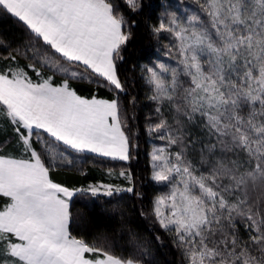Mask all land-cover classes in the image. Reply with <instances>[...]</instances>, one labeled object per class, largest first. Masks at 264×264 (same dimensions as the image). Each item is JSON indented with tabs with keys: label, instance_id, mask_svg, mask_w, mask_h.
Returning <instances> with one entry per match:
<instances>
[{
	"label": "snow or ice",
	"instance_id": "obj_1",
	"mask_svg": "<svg viewBox=\"0 0 264 264\" xmlns=\"http://www.w3.org/2000/svg\"><path fill=\"white\" fill-rule=\"evenodd\" d=\"M192 3L198 11L166 12L152 28L156 37L169 34L165 48L176 66L142 67L156 113L146 130L164 142L149 153L150 178L167 189L152 213L184 264H264V0ZM0 16L28 36L0 68V120L12 126L19 153L0 152L2 264H141L70 230L77 194L110 197L133 187L70 189L50 176L57 160L73 163L69 153L134 158L118 99L71 86L87 80L126 91L118 62L131 38L128 21L113 0H0ZM119 176L133 183L131 172Z\"/></svg>",
	"mask_w": 264,
	"mask_h": 264
},
{
	"label": "trees",
	"instance_id": "obj_2",
	"mask_svg": "<svg viewBox=\"0 0 264 264\" xmlns=\"http://www.w3.org/2000/svg\"><path fill=\"white\" fill-rule=\"evenodd\" d=\"M165 1L167 0H140L141 7L133 11L122 0H114L120 13L128 21V30L131 32V38L123 49V60L118 62V72L125 84V92L117 95L108 88L99 87L85 80L71 81V86L78 94L86 97L96 95L102 99H118L121 114L125 116L129 127V135L132 134L134 144L137 146L132 149L134 158L129 165L134 192L113 194L110 197L76 195L70 204L72 213L70 230L73 235L89 242L106 240L118 255L134 256L141 260V264H184L181 251L173 243V237L159 229L152 217L153 200L162 187L150 179L148 156L150 144L146 129L148 123L156 121V113L155 104L148 98L151 92L149 85L144 81L142 67L158 61L175 64L174 60L169 59L165 48V45L169 44V34L163 33L160 37H156L152 32L151 22L159 16ZM168 1L178 4L177 8L174 11L165 8L162 14L166 10V12H175L178 17H185L188 12L181 10L179 5L187 6L188 10L191 8L192 11H198L197 7L193 8L195 5L190 2L191 0ZM27 44L28 36L22 27L13 18L0 16V62L5 61L4 57L8 53L15 54L16 49L23 52ZM7 61L12 63L11 60ZM17 61L27 68V58L18 56ZM197 131L193 129V135ZM10 132L5 120H0V146L10 137ZM4 147H0L1 151H9L8 146ZM193 156L198 163V153H193ZM87 168L84 175L70 170L53 171L51 178L63 186L78 187L94 181L95 177L99 178L102 174L98 168ZM242 226H239L240 231ZM136 242L144 247L138 249Z\"/></svg>",
	"mask_w": 264,
	"mask_h": 264
},
{
	"label": "rangeland",
	"instance_id": "obj_3",
	"mask_svg": "<svg viewBox=\"0 0 264 264\" xmlns=\"http://www.w3.org/2000/svg\"><path fill=\"white\" fill-rule=\"evenodd\" d=\"M122 1L128 7V5L126 3V0H122ZM181 1L186 2V1H189V0H181ZM113 2H114V0H113ZM190 2L192 3V0ZM114 4H115V2H114ZM163 5L164 6L162 7L161 12L159 13V16H157L151 22L152 27L158 25L159 21L161 19H163L164 15L166 13V10L169 9L171 11H174L177 8L176 5H178V4H175L174 2H170V1L167 0V1L163 2ZM169 6H171V7H169ZM179 7L181 8V10L187 11L188 12L187 14H189V11H192L191 8L188 10L187 6H185V5H179ZM195 7H197V6L196 5L193 6L194 9H195ZM165 8H167V9L162 14L163 9H165ZM129 9H131V8H129ZM4 62H6V63H4ZM12 63H10L7 60L3 61V63L0 62V68L7 67V66L11 65ZM158 63H165V64H168L170 66H176L173 62H169V61H166V62H159L158 61ZM148 65L151 66L152 63L148 64ZM28 71H29V74L34 77L35 74L32 73L30 69ZM85 81H87V80H85ZM121 116H122V120L126 122L125 116L123 114H121ZM5 122L7 123L6 120H5ZM7 124L9 125V129L11 131L10 135H9L10 137L0 147L3 148L6 145L5 147L8 146L7 148L9 149V151L3 152V151H1V148H0V152L5 153V154H9L10 153V154L18 155L19 153L17 152V143H16L15 133L12 130V126L9 123H7ZM126 124H127V122H126ZM125 130L129 134V127L128 126H127V128ZM130 136L132 137V134ZM148 138H149V144H150L149 153L152 151L154 146H162L163 143H164V142H162L160 140L153 139L149 134H148ZM33 139H35V138H33ZM132 140H133V143H134L133 137H132ZM148 156H149V154H148ZM69 158L73 160V163H71V164H69L67 162L61 163L59 160H57L56 161V166L51 171L50 176L53 177L52 176L53 171L62 172V171H65V170L66 171L70 170L73 173H78L80 175H84L87 172V169H88L87 167H89L90 169H92V167H95L96 169L98 168L99 171L100 170L102 171V174H100L99 178L95 177L94 181L87 182L85 185H81V186H78V187L77 186H70V187L66 186V187H69L70 189L87 188L89 185L107 184V183L117 184V185H120L121 187H129V186L132 187V185H133V183L131 185H129L127 180H125L123 177L119 176V172L121 170H125V171L129 172V165L132 162V159L130 161H128V162L112 161V160L107 159V158L96 157L93 154H87V153L86 154H79V155L74 154V153H69ZM149 166H150V156H149ZM108 169H112L113 170V175L110 176L108 174ZM150 174H151V166H150ZM159 186H161L162 189H161V191L159 192L158 195H160L162 191H166L167 190L162 185H159ZM121 193H124V192H121ZM118 194H120V193H118ZM77 195H79V194H77ZM82 195L90 196L91 194L84 193V194H81V196ZM97 196H103V195H97ZM152 217H153V222H155V224L158 226V228L161 229L159 224L155 221V216L152 215ZM161 230H163V229H161ZM241 234L242 235L244 234L243 226H242V229H241ZM0 264H2V260H0Z\"/></svg>",
	"mask_w": 264,
	"mask_h": 264
}]
</instances>
